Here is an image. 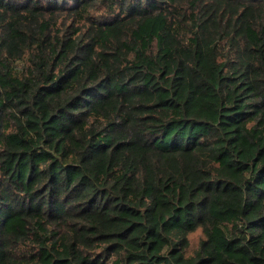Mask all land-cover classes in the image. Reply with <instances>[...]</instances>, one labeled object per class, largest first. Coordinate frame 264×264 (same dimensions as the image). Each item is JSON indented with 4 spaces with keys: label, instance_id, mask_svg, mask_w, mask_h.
Wrapping results in <instances>:
<instances>
[{
    "label": "trees",
    "instance_id": "obj_1",
    "mask_svg": "<svg viewBox=\"0 0 264 264\" xmlns=\"http://www.w3.org/2000/svg\"><path fill=\"white\" fill-rule=\"evenodd\" d=\"M0 264H264V0H0Z\"/></svg>",
    "mask_w": 264,
    "mask_h": 264
},
{
    "label": "rangeland",
    "instance_id": "obj_2",
    "mask_svg": "<svg viewBox=\"0 0 264 264\" xmlns=\"http://www.w3.org/2000/svg\"><path fill=\"white\" fill-rule=\"evenodd\" d=\"M200 236L199 234L192 235V246L195 247L199 242Z\"/></svg>",
    "mask_w": 264,
    "mask_h": 264
}]
</instances>
